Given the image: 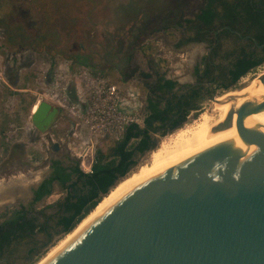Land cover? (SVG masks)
Listing matches in <instances>:
<instances>
[{"label":"rangeland","instance_id":"obj_1","mask_svg":"<svg viewBox=\"0 0 264 264\" xmlns=\"http://www.w3.org/2000/svg\"><path fill=\"white\" fill-rule=\"evenodd\" d=\"M191 6L184 0H0V182L44 171L49 174L54 159L79 166L68 138L74 123L67 116L60 115L49 132L61 146L59 153L50 150L45 137L31 123L37 94L42 93L37 84L40 71L34 67L37 61L51 65L53 71L57 57L72 60L77 65L107 69L114 80L122 82H137V73L150 75V82L162 75L177 84V95L196 83H210L214 70L209 69L206 75L200 65L207 49L173 27L181 25L182 9L185 15L192 14ZM23 34L26 40H17ZM197 65L200 70H196ZM263 75L264 64L234 86L203 88L195 104L199 110L175 131L155 137L154 152L138 156L137 166L112 189L113 194L139 177L162 146L173 145L179 134L194 128L202 113L213 109V99L245 90ZM143 95L147 97L145 89ZM145 110L148 112L147 105ZM116 145L104 146L98 156H109ZM67 197L66 189L56 185L52 195L33 209L37 224L51 219L50 225L55 227ZM4 215L0 212V217ZM67 239L55 233L46 246L48 238L37 232L17 247L23 255L28 248L37 247L33 258L13 261L40 264Z\"/></svg>","mask_w":264,"mask_h":264},{"label":"water","instance_id":"obj_2","mask_svg":"<svg viewBox=\"0 0 264 264\" xmlns=\"http://www.w3.org/2000/svg\"><path fill=\"white\" fill-rule=\"evenodd\" d=\"M259 80L264 85V76ZM245 106L232 110L218 131L233 120L240 126ZM250 106L248 117L264 111V98ZM60 115L41 102L31 123L47 135ZM50 150L59 153L61 146L50 140ZM47 172L27 189L0 193L9 202L0 212L29 202ZM48 264H264V122L154 171Z\"/></svg>","mask_w":264,"mask_h":264},{"label":"flooded vegetation","instance_id":"obj_3","mask_svg":"<svg viewBox=\"0 0 264 264\" xmlns=\"http://www.w3.org/2000/svg\"><path fill=\"white\" fill-rule=\"evenodd\" d=\"M184 1L192 5V14L187 16L182 9V14L179 15L181 17V25H174L173 27L188 35L189 38L187 39L189 41H200L204 45L203 47L207 49V52L206 57L203 56L200 60V65L202 69L205 68L204 72L206 75H208L209 69H213L214 74L210 83H196L181 95L176 94L177 85L171 93L163 89V91L153 95L154 87L157 85L164 86L171 80L161 75L154 79V82H150L152 77L146 73H137L135 75L134 80L141 85L142 89L147 91V111L151 99L160 100L161 98L159 97H165L164 101H160L163 104L160 107L164 108L167 100H173L174 96H178L173 105H178L180 109H177L166 123L157 124L159 132L153 136L154 140L159 135L181 127L191 113L199 110L198 107H195V104L200 98L203 88H214L218 84H222L220 85L222 88L234 86L246 75L264 64V0ZM208 12L212 14L211 21H203L200 17H206ZM180 26H183V28ZM242 63L247 64L250 68L236 80ZM196 70H200L199 65H197ZM56 161L61 162L63 167L67 169L77 166L72 162L66 161V159H54L51 162V172L47 174L43 183L33 191L29 202L26 201L21 203L20 206L7 209L8 211L5 210V215L0 217V264H19L14 262V259L30 261L38 249L37 247L28 248L24 255L20 253L17 247L20 241L27 239L29 235L23 234L14 221L18 217V213L24 215L28 221L33 219L34 207L49 197L46 196L39 202L35 201L36 192L39 191L44 183L53 178L55 172L53 165ZM56 185L62 187L58 181H55L52 185V192ZM21 222L20 224H22Z\"/></svg>","mask_w":264,"mask_h":264},{"label":"built area","instance_id":"obj_4","mask_svg":"<svg viewBox=\"0 0 264 264\" xmlns=\"http://www.w3.org/2000/svg\"><path fill=\"white\" fill-rule=\"evenodd\" d=\"M34 65L40 71L37 84L42 91L36 103L58 108L61 117L67 116L74 123L68 138L84 175L94 174L104 146L123 141L131 127H146L147 97L139 83L116 81L107 69L77 65L59 57L53 71L41 61ZM43 136L48 147L50 140L58 143L52 134Z\"/></svg>","mask_w":264,"mask_h":264},{"label":"trees","instance_id":"obj_5","mask_svg":"<svg viewBox=\"0 0 264 264\" xmlns=\"http://www.w3.org/2000/svg\"><path fill=\"white\" fill-rule=\"evenodd\" d=\"M200 18H202L203 21L210 22L212 14L208 12L206 17ZM33 30L35 31V29ZM20 38H22L21 42H24L27 37L25 34L19 35L17 40ZM80 62L84 64L82 61ZM249 68L250 66L242 63L236 80L244 75ZM176 85L177 84L173 81L167 82L164 86L157 85L153 89V95H156L159 91H163V89L171 93ZM159 98L161 99L150 100L146 127L144 129L138 127L129 128L125 139L112 149L109 156L100 154L94 166L93 175H84L81 173L79 166L67 169L63 167L61 162H54V176L51 180L44 183L39 191L36 192L35 201L39 202L46 196H51L52 185L55 181H58L68 193V197L60 207L58 222L55 227L50 225L49 221L51 219L44 225H38L36 218L28 221L25 219L24 215L18 213V217L14 223L18 225L21 232L29 236H34L37 232L43 233L48 238L46 244V246H48L53 241L55 233H62L69 237L83 221L93 215L101 205L106 203L113 195L112 189L119 182L128 178L132 170L137 166L138 156H144L156 147V141L153 136L159 132L157 124L166 123L170 120L174 112L180 109L178 105H173V102L177 100L176 96L172 98L173 100H167V104L164 108L160 107L161 105L163 106L160 101H164L165 97L161 96ZM80 185L82 186L79 187ZM20 222L22 224H20ZM62 243L63 241L61 244Z\"/></svg>","mask_w":264,"mask_h":264},{"label":"bare ground","instance_id":"obj_6","mask_svg":"<svg viewBox=\"0 0 264 264\" xmlns=\"http://www.w3.org/2000/svg\"><path fill=\"white\" fill-rule=\"evenodd\" d=\"M204 48V47H203ZM204 51V50H203ZM198 53V50H195V54ZM193 59L194 53L190 55ZM264 76V75H263ZM262 76V77H263ZM260 78H258L254 83H252L247 89L240 92H228L225 95H222L217 98L214 102L213 109L206 111L201 115V119L197 125L189 130L179 134L176 137L173 145H164L162 146L151 160V164L146 167L139 177L132 179L125 186L113 194V196L103 205H101L97 211L87 218L83 223L68 237V239L63 242L59 247L53 250L48 257H46L40 264H48L53 258H55L60 252H62L69 244H71L85 229H87L102 213H104L112 204H114L119 198H121L125 193L131 190L134 186L152 174L154 171L165 166L166 164L176 160L177 158L188 154L196 149L203 147L214 139L218 138L221 135L234 132L243 128H247L256 124L264 122V111L248 117V113L251 111L250 102H259L264 98V85L260 83ZM235 99H237L235 101ZM38 103L32 112V115L38 110ZM245 106L243 122L240 126L234 127V120L231 123V127L225 131H218L221 125L226 120L228 114L240 106ZM240 117L238 118L240 120ZM44 173H32L29 176H19L13 178L10 181L0 182V193L8 191V189L14 188H29L41 181L43 179ZM8 201L1 202L0 207L8 205Z\"/></svg>","mask_w":264,"mask_h":264}]
</instances>
